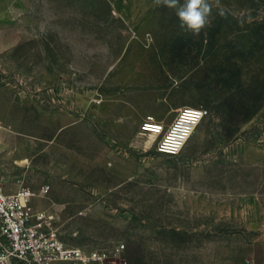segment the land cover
I'll return each mask as SVG.
<instances>
[{
	"label": "rangeland",
	"instance_id": "obj_1",
	"mask_svg": "<svg viewBox=\"0 0 264 264\" xmlns=\"http://www.w3.org/2000/svg\"><path fill=\"white\" fill-rule=\"evenodd\" d=\"M208 3L193 34L157 0H0V177L67 245L264 264V0ZM184 108L183 149L147 147Z\"/></svg>",
	"mask_w": 264,
	"mask_h": 264
},
{
	"label": "built area",
	"instance_id": "obj_2",
	"mask_svg": "<svg viewBox=\"0 0 264 264\" xmlns=\"http://www.w3.org/2000/svg\"><path fill=\"white\" fill-rule=\"evenodd\" d=\"M192 112L197 114L198 124L206 115L202 110L184 108L168 128L149 118L141 123V131L157 135L158 154L175 156L190 136L192 124L183 118ZM172 143L179 144V149L170 151ZM34 197L27 189L8 193L0 177V264H124L123 244L109 252L67 245L55 230L53 218L34 209Z\"/></svg>",
	"mask_w": 264,
	"mask_h": 264
},
{
	"label": "clouds",
	"instance_id": "obj_3",
	"mask_svg": "<svg viewBox=\"0 0 264 264\" xmlns=\"http://www.w3.org/2000/svg\"><path fill=\"white\" fill-rule=\"evenodd\" d=\"M157 3H163L169 8L176 10L175 14L180 22V26L193 34H198L208 23L210 14V5L208 0H157ZM195 112L188 113L186 118L195 120ZM180 147L177 143H172L169 150L176 151Z\"/></svg>",
	"mask_w": 264,
	"mask_h": 264
},
{
	"label": "bare ground",
	"instance_id": "obj_4",
	"mask_svg": "<svg viewBox=\"0 0 264 264\" xmlns=\"http://www.w3.org/2000/svg\"><path fill=\"white\" fill-rule=\"evenodd\" d=\"M187 120H189L190 122H191V124H192V126H191V133H190V136H189V138L191 137V135H192V133L194 132V130H195V128L197 127V124H198V117L196 116V119L195 120H192V119H188V118H186V116L183 118V121L185 122H187ZM147 136V138H148V141L146 142V146L148 147V146H150L152 143H154L155 141H156V138H157V135H154V134H149V135H146ZM189 138H188V140H189ZM187 140V141H188ZM187 141H186V143H187ZM185 143V144H186Z\"/></svg>",
	"mask_w": 264,
	"mask_h": 264
}]
</instances>
